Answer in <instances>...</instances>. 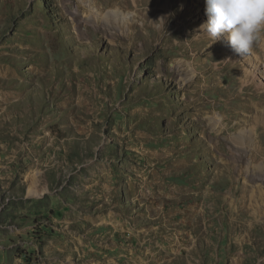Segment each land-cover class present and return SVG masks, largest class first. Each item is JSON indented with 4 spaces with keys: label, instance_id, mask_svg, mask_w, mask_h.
<instances>
[{
    "label": "rangeland",
    "instance_id": "1",
    "mask_svg": "<svg viewBox=\"0 0 264 264\" xmlns=\"http://www.w3.org/2000/svg\"><path fill=\"white\" fill-rule=\"evenodd\" d=\"M206 21L0 0V264H264V33Z\"/></svg>",
    "mask_w": 264,
    "mask_h": 264
},
{
    "label": "clouds",
    "instance_id": "2",
    "mask_svg": "<svg viewBox=\"0 0 264 264\" xmlns=\"http://www.w3.org/2000/svg\"><path fill=\"white\" fill-rule=\"evenodd\" d=\"M207 21L199 31L213 43L223 39L240 57L251 54L264 33V0H205ZM161 17L158 23L163 21ZM212 43V44H213Z\"/></svg>",
    "mask_w": 264,
    "mask_h": 264
},
{
    "label": "bare ground",
    "instance_id": "3",
    "mask_svg": "<svg viewBox=\"0 0 264 264\" xmlns=\"http://www.w3.org/2000/svg\"><path fill=\"white\" fill-rule=\"evenodd\" d=\"M110 16H112L111 18L114 20V19H116L115 17H116V15H117V11H113L111 14H109ZM115 23V22H114Z\"/></svg>",
    "mask_w": 264,
    "mask_h": 264
}]
</instances>
